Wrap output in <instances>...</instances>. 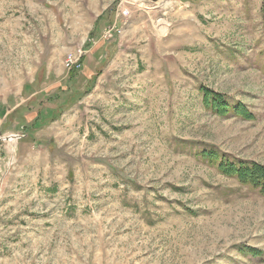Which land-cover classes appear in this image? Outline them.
<instances>
[{"label":"rangeland","instance_id":"rangeland-1","mask_svg":"<svg viewBox=\"0 0 264 264\" xmlns=\"http://www.w3.org/2000/svg\"><path fill=\"white\" fill-rule=\"evenodd\" d=\"M28 81L68 112L0 176V264H264V194L219 164L264 166V0H0V107Z\"/></svg>","mask_w":264,"mask_h":264},{"label":"crops","instance_id":"crops-1","mask_svg":"<svg viewBox=\"0 0 264 264\" xmlns=\"http://www.w3.org/2000/svg\"><path fill=\"white\" fill-rule=\"evenodd\" d=\"M91 62L93 63L94 61L91 60L88 62V65L85 64V67L88 68V70L96 69V66H98L100 63L99 60H95L94 64H92ZM109 63L110 62H105L102 67L98 66V68H101L102 71L101 73H98L97 77L95 78L96 81L94 80V82H92L94 83V89L97 86V80L103 74L105 68L107 67V64ZM88 76L90 77V75ZM89 80L90 79L88 78L86 82H88ZM31 81H28L25 84L23 93H21L20 95L15 96L14 94H10L9 96H7L8 108L0 107V133L14 130L16 128H19V126L21 125H25V130L27 132V136L21 139L14 148H12L11 146L3 145V147L0 149V163L2 162V160L4 161L10 154V148L11 150H13L12 154L15 159L13 167L17 163V156L18 159L21 157L27 158V156L34 158L36 154L41 153L42 149H46V152L52 155L54 150L57 148L58 141L56 138L52 139L51 136H56V134L58 133L59 122L62 121L65 113L68 112L60 111V109H57L58 103L56 100H54L56 97L55 95H51L50 97V101L55 105L48 108L44 107L46 105L43 103V95L46 94V87L40 86L39 88L30 90ZM80 94H76L74 96L73 101L71 102L72 108L78 105L77 102H80L81 98L92 93L84 94V96H81ZM31 97H34V100H32L31 102L33 106L36 105L34 109L30 108L31 106L29 104L27 105V102ZM39 100L40 102H37ZM80 115L81 114L75 111L72 114V117L79 118ZM71 130L75 142H79L81 140V133L82 137L86 133H89L88 137H91V135H94V137L97 136L95 132L96 126H83V128H81L80 125H73L71 126ZM103 131V138L106 139V137L104 136L106 134V130L104 128ZM98 138H100V136H98Z\"/></svg>","mask_w":264,"mask_h":264},{"label":"trees","instance_id":"trees-1","mask_svg":"<svg viewBox=\"0 0 264 264\" xmlns=\"http://www.w3.org/2000/svg\"><path fill=\"white\" fill-rule=\"evenodd\" d=\"M208 95V92H206L205 96ZM210 97L212 100L206 98V104H211L218 111H227L224 109V102L220 96L212 94ZM219 164L225 167V173L237 174L242 182L251 184L253 187L258 188L260 193L264 194V166H259L255 163L237 164L228 160H220Z\"/></svg>","mask_w":264,"mask_h":264},{"label":"built area","instance_id":"built-area-1","mask_svg":"<svg viewBox=\"0 0 264 264\" xmlns=\"http://www.w3.org/2000/svg\"><path fill=\"white\" fill-rule=\"evenodd\" d=\"M83 54V52L81 51L79 53V56H81ZM75 63V60L71 59V58H68L66 60V67L67 69H71L73 67ZM26 135L24 133L22 134H16V133H11V134H2V136H0V142H4L5 144H9V145H12V143L20 140V139H23Z\"/></svg>","mask_w":264,"mask_h":264},{"label":"water","instance_id":"water-1","mask_svg":"<svg viewBox=\"0 0 264 264\" xmlns=\"http://www.w3.org/2000/svg\"><path fill=\"white\" fill-rule=\"evenodd\" d=\"M0 136H2V134ZM12 151L13 150L10 149V154L7 156V158L4 161L2 160V162L0 163V176L1 177H5L9 171V169H11L13 167L15 159H14V156L12 154Z\"/></svg>","mask_w":264,"mask_h":264}]
</instances>
